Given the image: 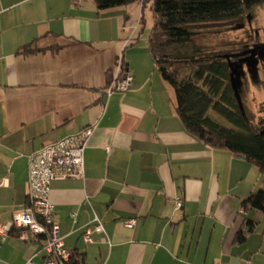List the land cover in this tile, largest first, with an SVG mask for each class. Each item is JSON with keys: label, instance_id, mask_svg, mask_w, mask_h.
Listing matches in <instances>:
<instances>
[{"label": "crops", "instance_id": "1", "mask_svg": "<svg viewBox=\"0 0 264 264\" xmlns=\"http://www.w3.org/2000/svg\"><path fill=\"white\" fill-rule=\"evenodd\" d=\"M142 13L139 3L0 0V223L26 205L28 155L95 124L83 176L50 183L67 250L86 264H264V211L242 207L264 173L188 133L147 40L135 45ZM119 56L131 85L107 95ZM95 217L103 231L85 242ZM245 219L255 227L237 243ZM43 254L33 237H0V264Z\"/></svg>", "mask_w": 264, "mask_h": 264}, {"label": "trees", "instance_id": "2", "mask_svg": "<svg viewBox=\"0 0 264 264\" xmlns=\"http://www.w3.org/2000/svg\"><path fill=\"white\" fill-rule=\"evenodd\" d=\"M97 11L139 3L152 13L148 50L153 67L174 89L175 111L185 129L204 145L243 155L264 173V115L256 123L239 108L230 85V68L222 54L197 41L218 22L235 23L244 13L264 0H92ZM30 53L29 45L21 48ZM124 71V68H123ZM107 84L110 74H107ZM264 107V102L263 106ZM225 120L229 125L220 122ZM244 209L264 211V189L258 188L243 199ZM235 235L242 243L253 231L255 221L245 219ZM21 229L8 234L19 237ZM44 237L37 238L42 244ZM76 251H70L64 264H86Z\"/></svg>", "mask_w": 264, "mask_h": 264}, {"label": "built area", "instance_id": "3", "mask_svg": "<svg viewBox=\"0 0 264 264\" xmlns=\"http://www.w3.org/2000/svg\"><path fill=\"white\" fill-rule=\"evenodd\" d=\"M119 75L105 87V92H127L132 77L123 71V62L118 57ZM95 124L88 125L75 134L67 135L55 142L39 146L28 155L27 159V202L23 210L13 213L6 224L0 223V237L4 239L11 227L21 229L19 239L26 241L29 237H44L41 250L44 254L37 263L28 258L24 264H64L69 260L70 251L64 247L59 226L52 215V204L49 200L50 183L57 179L81 178L84 173V149ZM174 208L181 207V200L175 198ZM134 219L124 220L131 226ZM93 231H103L102 223L94 218L92 227L87 226L81 234L85 242H91ZM217 264H227L218 262Z\"/></svg>", "mask_w": 264, "mask_h": 264}, {"label": "rangeland", "instance_id": "4", "mask_svg": "<svg viewBox=\"0 0 264 264\" xmlns=\"http://www.w3.org/2000/svg\"><path fill=\"white\" fill-rule=\"evenodd\" d=\"M142 14V22H140V26L138 24V30L135 34L136 38L134 37V40L137 39L135 45L143 43L144 40L148 41L149 31L152 27V13L148 7L144 9ZM137 15V20L141 21V14ZM248 18L250 19L249 25L246 23ZM197 41L211 48L214 53L219 54L229 53L250 42L264 44V5L260 4L252 7L244 13L241 20L235 23L218 22L210 25L202 36L200 35L197 38ZM257 74L258 77L255 80H251L245 71V78L241 79L242 83L239 89L244 113L253 123L258 121L261 114L264 115V107H262L264 102V68H258ZM115 76L116 74L111 79L113 80ZM111 79L110 82L112 81ZM219 120L229 125L222 118H219ZM253 170L255 169L253 168ZM251 175L249 176L250 178H252ZM258 185L261 187V184Z\"/></svg>", "mask_w": 264, "mask_h": 264}, {"label": "water", "instance_id": "5", "mask_svg": "<svg viewBox=\"0 0 264 264\" xmlns=\"http://www.w3.org/2000/svg\"><path fill=\"white\" fill-rule=\"evenodd\" d=\"M239 27V26H238ZM249 54L247 55V57L243 58V59H248L249 61L246 63V68H247V72L250 75L251 80H255L258 77V63L259 60H263L264 61V45L263 47L259 48L258 51V57H256V53H255V48H250L247 51ZM228 62L229 68H230V85L231 88L234 91L235 97L237 99L239 108L241 110H243V106L240 100V96H239V89L241 86V77L243 75V67L242 64H236L235 62H230L229 56L228 55H222ZM243 59H240V61L242 62ZM244 113V111H243ZM261 134L264 135V129L260 131ZM237 157L244 159L243 155H238Z\"/></svg>", "mask_w": 264, "mask_h": 264}, {"label": "flooded vegetation", "instance_id": "6", "mask_svg": "<svg viewBox=\"0 0 264 264\" xmlns=\"http://www.w3.org/2000/svg\"><path fill=\"white\" fill-rule=\"evenodd\" d=\"M246 23L248 25L250 24V19L249 18L247 19ZM263 45L264 44H262V43L250 42V43L244 45L243 47H241L239 49L233 50V51H231L229 53H224L222 55H228L229 59H230V62H235L236 64H242L244 72H243V75H242L241 79H244L245 78V71L249 75V73L247 72V68H246V63L249 60L248 59H243V58L247 57V55L249 54L247 51L250 48H252V47L255 48L256 57H258L259 48L263 47ZM240 59H243V61L241 62ZM258 68L259 69L260 68H262V69L264 68V61L263 60H259ZM249 77H250V75H249Z\"/></svg>", "mask_w": 264, "mask_h": 264}]
</instances>
